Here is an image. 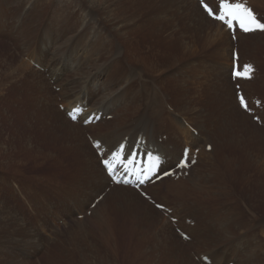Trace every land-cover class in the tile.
<instances>
[{"label":"rangeland","instance_id":"1","mask_svg":"<svg viewBox=\"0 0 264 264\" xmlns=\"http://www.w3.org/2000/svg\"><path fill=\"white\" fill-rule=\"evenodd\" d=\"M259 2L250 0L264 9V0ZM196 3L0 0V216L9 218V228L0 221V264H164L163 256L179 246L189 255L191 264H204L198 258L203 253L212 264H264V128L251 122L238 106L231 83V37ZM237 36L240 57L248 52L260 62L264 32ZM89 49L97 53L87 56ZM50 57L68 63L71 70L57 71L53 79L47 64ZM115 62L138 67L145 74L141 79L135 73L128 82V87L138 93L137 101L132 102L137 107L162 111L164 126L156 128L155 136L167 131L172 144H161L155 138L151 144L168 158L169 147H174L173 160L179 159L184 145L200 149L198 162L189 174L195 184L208 185L205 189L211 186L214 193L186 195L179 200V204L197 209L192 217L195 225L183 222L184 213L175 197L161 198L165 185L157 186L156 191L152 184L145 189L156 203L173 210L171 216L182 217L177 227L190 242L181 240L169 218L165 219L132 188L117 185L124 190L118 196L106 194L113 189L111 185L105 190L95 189L96 170L102 172V167L87 140L95 131H82L79 138L84 137V145L73 140L49 145L41 137L45 130L39 121L57 120L53 119L55 115L65 118L60 106H67L57 94L74 82L78 85L70 89L91 90L98 101L113 102L116 114L110 113L109 121L115 118L123 97L119 99L103 87L98 92L100 82L107 79V69ZM85 64L91 69L88 73ZM98 69L105 70L101 81L89 82L88 75ZM126 81L111 83V88L122 95ZM242 83L249 87L252 80ZM256 88L264 94V77ZM130 97L126 95V100L131 101ZM167 109L174 114H167ZM120 115L127 124L132 120L131 112ZM180 120L186 129L185 121L191 124L198 136L186 134ZM118 121L101 130V135L109 139L110 128ZM260 121L262 126L261 117ZM128 127L135 129L131 123ZM205 143L211 144L209 152L203 151ZM82 160L85 167H90L88 171ZM216 167L224 175L228 171L223 195L213 186L214 175L218 176ZM98 194L103 196L89 214L76 219L77 212L87 210ZM63 201L72 213L64 209V204L61 208ZM216 212L222 219L206 217ZM59 216L67 218L66 226H61ZM21 227L27 234L19 236ZM99 227L113 238L114 253L104 245L90 246L94 240L79 239L77 247L70 244L71 237H101L95 231ZM133 237H158L165 243L166 255L161 248V252L154 249L153 238L146 241L153 246L149 251L135 249ZM60 240L67 241L66 255L56 246Z\"/></svg>","mask_w":264,"mask_h":264},{"label":"bare ground","instance_id":"2","mask_svg":"<svg viewBox=\"0 0 264 264\" xmlns=\"http://www.w3.org/2000/svg\"><path fill=\"white\" fill-rule=\"evenodd\" d=\"M257 1H258V3H260L259 0H256V2ZM196 4H199V3H196ZM85 15L89 19H91V17H90L91 15L90 14L89 15L85 14ZM27 28H29V27H27ZM29 29H31V28H29ZM155 33H157V32H155ZM93 52L97 53L95 51V49L94 50L89 49L87 51V56L91 55ZM95 53H93V54H95ZM50 60H51V62H49L47 64H48V68L52 70L51 76H52L53 79H55L57 71H59V73H61L62 70H67V71L71 70L70 69L71 67H69V64L66 63V62L59 63V61L55 60L54 57H50ZM88 66H89V64H87V65L85 64V69H86L87 73L91 71V69ZM135 73H138L137 75H140L141 79L145 75V74H142L139 71L138 67H136V68L133 67L132 68V66H128L124 62L123 63L115 62L114 64H112L110 66V68L107 69V73H106V76H107L106 81L107 82L106 81H104L102 83L100 82V87H99L98 92L102 91V87H103L104 89L110 90V93H114L113 96H117L119 99H120V97H123L121 99L122 102H120L119 106L117 107L119 109V111H117V113L119 115L117 114L113 120L106 121V120H102L101 119L99 122H97L94 125H89V126L83 127L81 125V121L78 124L77 123H72L69 120H67L66 118H62L61 119L60 117L55 115L53 119L57 118V120L51 121L53 123V125H47L48 123L51 124V122H48V121H46V123H44L43 121H39L40 124L44 125V130H45V134L43 133L41 135V137L46 139L47 140V144H49V145L50 144L51 145H53V144L61 145L58 142L62 143L65 140H66V142L68 141V143L71 140L75 141V143H77V141H78L80 145H84V143H85V141L83 139L84 137L82 138L83 140L81 138H79V137L82 135V131H84L85 129H88V130H91L92 132L95 131L92 134H90V136L93 139L101 140L104 145H106V146H108L110 148H112V146L115 147L119 143V141H121L123 139V137H125V136H130L131 139L134 140L139 132L145 133L147 135L148 142L151 143L152 139L155 138L156 128L160 127V126H164V121L160 120V119H164V117L161 116L162 115V111L160 109H156L155 110V109H152V108H149V107H144L143 108V106L137 107V105L132 102V101H137L136 99L138 97V93L136 92V90L130 89L128 87V82H129L131 77H134L133 75ZM104 74H105V70H103V69H98L96 71H92L88 75V80H89V82L101 81V79H102ZM124 80L125 81L127 80L125 82V85L123 86V88H125V90L122 91L124 94L120 95V91L118 92V90H114L113 87H112L113 91H111V89H112L111 88V86H112L111 83H113V85H114L117 82H121V81H124ZM77 85H78V83H75V82L71 83L70 84V88H74ZM70 88L69 89L68 88H64L63 91L60 89V92L57 94L58 97L63 99V103L67 106V108L71 107L76 101H83V102L87 103L88 105H89V102L91 103V106L89 105L90 109L98 108V109H102L107 114H110V113H113V115L116 114L115 113L116 111H114L115 109L113 108V105H114L113 102H111V104H110V101H108V102L98 101L96 99L97 95H96V93L94 91H91V90L85 91V89H82V88L77 89V90L70 89ZM71 94H72V97L68 98ZM126 95H130L131 96L129 98V99H131V101H127L126 100ZM116 102H119V101L117 100V101H115V103ZM123 111L131 112V114H132V120L128 124H127V120L121 118L120 113H122ZM151 119H155L156 121L152 122ZM117 120H119L117 126H114V127L110 128V130L112 132V136L109 139L106 136L101 135V130L107 129L110 124H113ZM56 122H58L57 125H56ZM130 123L132 124V128H135L134 130H131V128L128 127V125ZM185 124L188 125L187 129L183 126L184 125L183 121H181V127L183 126V130L185 131V133L190 135V131L188 130L189 129V124H188L187 121H185ZM167 141H168V144H172L168 139H167ZM194 144H196L195 141H194ZM66 148H68L70 150L69 146L68 147L66 146ZM174 150H175V148L172 147V151H174ZM80 155H81V152H80ZM81 156H83V154ZM171 156L175 157V155L173 153H172ZM172 160L173 159L169 160V163H173ZM81 164L83 165V168L85 170L88 171L90 169L89 166L85 167V164H84L83 160H82ZM94 170H96V169L94 168ZM101 170H102V172L97 169L96 170V175L94 177V187L97 190H101V189L105 190V188L108 185H110L108 177L105 175L103 169H101ZM214 171L218 174V176L214 175L215 179H214V185L213 186L214 187L217 186L219 188V191L217 190V194L219 192V194L223 195L225 193L224 190H225V187H226V183H225L226 180L225 179L229 176L228 175V171L226 170V172H227L226 175L222 174L218 170L217 167L214 169ZM224 173H225V171H224ZM225 176H227V177H225ZM215 182H218V183L215 184ZM189 184H191V185H189ZM161 185H165L166 188H167L165 190V195L164 194L160 195L161 198L166 199L167 195L172 197V198L175 197L173 199L175 200L176 203H178V205L181 207V209H182V211L184 213V215H181V216L184 217L183 222L185 221L186 218H191L192 219L193 211L197 210V209L192 208L188 204H184V203H180L179 204V200H184V198L182 196L185 197L187 195L188 197H190V196H194L195 197V196H197L199 194L200 195L203 194L204 196H206L207 192L208 193H214V189H212L211 186L205 189V187L208 186V185H204L203 186V185L198 184V182H196V184H195V180L193 181V175H190V174H188V176L186 178H181V179L179 178V180L176 181V182H174V180H171L170 178H162L159 181H157L154 184H152V188L155 190L157 188V186L159 187ZM111 186H113L112 187L113 189H111L110 191L107 190L106 191V194L108 192L107 195L112 194L114 196V194L117 195L121 191H122L121 193L124 194V190L121 187L119 188L120 185L119 186L111 185ZM108 189H110V188L108 187ZM124 189H125V187H124ZM155 194H156V192H155ZM112 195H111V197H113ZM181 197H182V199H180ZM186 201H187V199H186ZM1 210L3 211V209H1ZM216 213H217V215L216 214L209 215V216L206 215V217H209L211 219H219V218L222 219V217H220V214L218 212H216ZM7 216L8 215L0 216V221L3 222V224L1 222H0V224H2L3 227L9 228L8 227L9 224L7 223V220L9 218H7ZM181 216L180 215H176V217L178 219L177 221L179 222V224H181V221H180V219L182 218ZM219 222H223V221L220 220ZM12 231L13 230H11V232ZM95 231H96L97 235H100L101 237H87V238H85V237H81V238L80 237H71L69 242H70V244L73 247H77L76 245L78 244V240L79 239H81L82 241L94 240L91 243L90 246L96 247V246H99V245H104L107 248L108 252L114 253V250H113V248H114V246H113V238L112 237H108L103 232V230L100 227L98 228V230H95ZM89 232H90V230H89ZM24 234H27V232L24 230V228L23 227H21V229L19 228V236L24 235ZM150 238H153V240H154V249L161 252V250H160V248H161L162 251H163L162 254L166 255V252L164 250L165 243L162 240L159 241L158 237H133L131 239V242L134 244L133 247L135 249L138 248L139 250L143 251V250H145V249H143L144 248V244ZM164 239H167V238H164ZM167 240H169V238ZM66 242L64 243L63 241L61 242V240H60L59 241L60 244L58 243L56 245L58 247V249L63 250L65 252V253H63V255L67 254L66 253L67 252ZM173 246L176 248L178 246V244H176L174 242ZM179 249H180V252H179ZM69 253L70 252H68V254ZM186 255L189 258V255L185 254L184 249L181 246H179L176 251L175 250L173 251V253H169L167 256H163V260L161 262L164 263V264H179V261H182V262H185V264H191L190 259H188Z\"/></svg>","mask_w":264,"mask_h":264},{"label":"snow or ice","instance_id":"3","mask_svg":"<svg viewBox=\"0 0 264 264\" xmlns=\"http://www.w3.org/2000/svg\"><path fill=\"white\" fill-rule=\"evenodd\" d=\"M204 10L210 17L224 24L230 31L235 32L237 27L240 31L245 33L261 31L264 32V22L257 19L251 8L247 7L245 3L232 2V0H219L217 12L214 13L213 9L201 0ZM253 69L251 65H244L243 72L235 71L234 75L237 77L251 78ZM240 105L247 110L248 105L245 98L239 96ZM72 119H76V116L72 112H69ZM94 147L101 150V156H107L102 159V164L106 169L109 176L113 177L116 183H129L128 180L116 179V173L123 169V173L126 175L134 176L139 184H143L144 180L149 179L150 174H155L160 157L159 155H153L151 153L147 155V166L141 167V161L138 159L136 152H131L127 158L124 154V146L121 145L116 151L105 153L102 150V145L97 142ZM185 159L181 160L178 167L184 168L188 166V153L185 152ZM194 162V161H193ZM167 174V173H166ZM143 177V179H141ZM157 207L163 208V205H157Z\"/></svg>","mask_w":264,"mask_h":264},{"label":"crops","instance_id":"4","mask_svg":"<svg viewBox=\"0 0 264 264\" xmlns=\"http://www.w3.org/2000/svg\"><path fill=\"white\" fill-rule=\"evenodd\" d=\"M152 244L150 242H147L144 244V248L146 249V251H149L153 246H151Z\"/></svg>","mask_w":264,"mask_h":264}]
</instances>
